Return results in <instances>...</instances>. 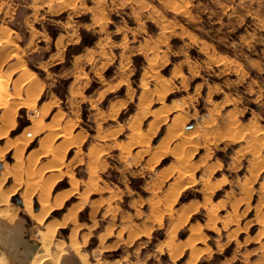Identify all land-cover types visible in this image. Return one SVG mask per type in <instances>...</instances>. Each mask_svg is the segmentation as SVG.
Instances as JSON below:
<instances>
[{"label": "rangeland", "instance_id": "374dc122", "mask_svg": "<svg viewBox=\"0 0 264 264\" xmlns=\"http://www.w3.org/2000/svg\"><path fill=\"white\" fill-rule=\"evenodd\" d=\"M0 75L36 96L7 138L67 146L44 264H264V0H0ZM8 204L0 264H27L43 226Z\"/></svg>", "mask_w": 264, "mask_h": 264}, {"label": "bare ground", "instance_id": "6f19581e", "mask_svg": "<svg viewBox=\"0 0 264 264\" xmlns=\"http://www.w3.org/2000/svg\"><path fill=\"white\" fill-rule=\"evenodd\" d=\"M1 76L2 75H0V77ZM37 90L38 89L36 85L33 83L32 84L30 83L27 89V94H29V96H33L37 94ZM5 92H6V89H4V87L3 88L1 87L0 88V106H2L4 113H2L3 116H2V119H0L1 121L0 141H3V144L0 146V218H2L3 216H6L9 213L8 203H9L10 196H13V200L15 201V203L20 202L21 206L24 208L25 212L29 215V217L37 224L43 226V229L38 232V239L41 245V251L40 253H37L33 258H31L30 261H27L26 263L27 264H44L48 261L56 263L59 261V256L63 254L62 246H63L64 241L54 244L55 246L54 253L51 252L50 246L52 244V240L54 238L56 230L58 228H62V227L64 228V226L67 224L66 222L70 220L71 215L69 213L66 215L63 214V217L62 218L60 217L61 218L60 220H57L55 219L56 217L53 218L52 216L54 215L57 216V213H56L57 209L62 206V203L65 200L64 198H66L70 193H66V192L56 193L53 196V200H51L52 203H50L49 201V195H50V191H51L54 180L56 178L61 177L60 166L64 158V154H65L64 149L67 146L65 147L66 144L64 142L59 144L53 150L52 156L49 158L48 161L38 164L37 163L38 159L45 156V153L49 151L47 149L48 143H49L48 137L47 138L45 137L43 141L39 142L38 144L39 147L36 150L30 151L28 153H26L25 150L27 149V147H29V143H28L29 138L32 139L33 137L32 135L31 137L26 136L27 135L26 133H28L29 135V132L31 131V130H28L29 128L27 129L28 132L25 133L26 135L23 133L25 131H23L22 134H24V136L18 139L9 140L7 138V134H8L9 127L13 126L11 124V120L15 114V109H17L18 107L22 105L23 106L26 105L28 107H31L32 109L33 105L32 103H29V102L35 101L36 96L34 98L32 97L33 99L32 101L19 102V104H17V107L16 106L14 107V106H11L13 104L10 105L7 100H4V101L2 100V96L4 95ZM33 113H35L34 110H31L30 115ZM58 128H54L53 132H55V135H57L58 137H61L63 136L62 135L63 133L60 135L59 133L60 130L58 131ZM60 148L62 149L61 151H60ZM6 161H11L12 164L9 165ZM6 182L7 184L9 183L8 186L7 185L5 186ZM182 183H183L182 179H178L175 182L176 188L174 189V192L178 191L181 188ZM75 190L76 189L72 191L75 192ZM34 195H36V198H35L36 202L33 201ZM110 236H111V233L108 234L107 238L108 237L111 238Z\"/></svg>", "mask_w": 264, "mask_h": 264}, {"label": "crops", "instance_id": "0c3cea01", "mask_svg": "<svg viewBox=\"0 0 264 264\" xmlns=\"http://www.w3.org/2000/svg\"><path fill=\"white\" fill-rule=\"evenodd\" d=\"M17 203V205L19 204L20 205V202L18 203V202H16Z\"/></svg>", "mask_w": 264, "mask_h": 264}]
</instances>
